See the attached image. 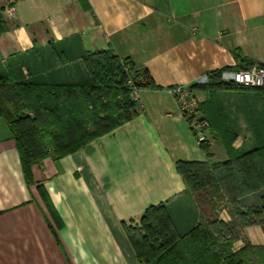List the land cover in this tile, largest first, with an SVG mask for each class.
Here are the masks:
<instances>
[{"label": "crops", "instance_id": "0c3cea01", "mask_svg": "<svg viewBox=\"0 0 264 264\" xmlns=\"http://www.w3.org/2000/svg\"><path fill=\"white\" fill-rule=\"evenodd\" d=\"M107 48L145 68L158 87L139 89L131 120L73 153L44 158L28 183L0 117V264H141L124 224L159 203L179 232L194 226L197 209L175 162L211 164L228 153L217 133L202 149L172 90L216 69L230 68L221 76L227 81L247 63L264 64V0H0V76L86 81L84 54ZM192 93L200 108L209 102L208 91ZM216 96L232 147L256 148L262 95L241 87ZM261 195L241 197L243 209L260 205ZM220 217L230 219L227 211ZM246 241L264 245L263 229L244 227L234 249Z\"/></svg>", "mask_w": 264, "mask_h": 264}, {"label": "trees", "instance_id": "16d2710c", "mask_svg": "<svg viewBox=\"0 0 264 264\" xmlns=\"http://www.w3.org/2000/svg\"><path fill=\"white\" fill-rule=\"evenodd\" d=\"M83 63L88 80L82 82L36 83L16 81L11 74L0 76V117L9 127L28 183L35 181L33 166L44 158L73 153L131 120L137 103L131 97L133 88H158L145 68L119 57L112 48L86 52ZM229 69L213 70L205 81L189 86L208 91L209 102L199 108L213 112V120L203 114L211 133L223 138L228 159L211 164L175 162L198 221L179 232L166 203H159L145 209L138 227L124 224L141 264H264V245L246 241L239 249L233 247L244 227L259 225L264 231V196L260 205L246 209L240 202L241 197L264 189V107L252 127L257 147L246 152L234 149L235 134L224 122L216 92L245 86L222 79ZM245 88L259 92L264 104V87ZM200 145L208 150V143ZM225 209L228 221L220 217Z\"/></svg>", "mask_w": 264, "mask_h": 264}, {"label": "built area", "instance_id": "2783aa9c", "mask_svg": "<svg viewBox=\"0 0 264 264\" xmlns=\"http://www.w3.org/2000/svg\"><path fill=\"white\" fill-rule=\"evenodd\" d=\"M227 81L240 84L245 87H264V66L253 64L248 69L234 70ZM138 88H133L131 97L138 100ZM175 102L181 116L185 119L196 140L201 143L207 139L209 122L199 108V101L187 86L173 88Z\"/></svg>", "mask_w": 264, "mask_h": 264}, {"label": "rangeland", "instance_id": "374dc122", "mask_svg": "<svg viewBox=\"0 0 264 264\" xmlns=\"http://www.w3.org/2000/svg\"><path fill=\"white\" fill-rule=\"evenodd\" d=\"M255 63H257V62H255ZM258 64V63H257ZM200 105V104H199ZM207 139L204 141L205 143H208L209 144V141H210V139L211 138H213L214 136L211 134V132H210V124H209V128H208V131H207ZM195 137V136H194ZM210 147H208V149H209ZM167 207H168V205H167ZM168 210H169V207H168ZM226 209L224 210V211H222L220 214H222V215H224L225 213H226ZM170 212V211H169ZM131 226H139V222H137V223H135V224H131Z\"/></svg>", "mask_w": 264, "mask_h": 264}]
</instances>
